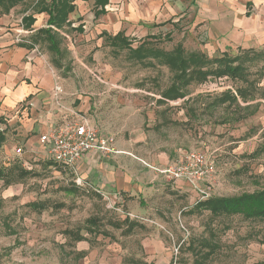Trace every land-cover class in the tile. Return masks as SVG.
Returning a JSON list of instances; mask_svg holds the SVG:
<instances>
[{"label":"rangeland","instance_id":"rangeland-1","mask_svg":"<svg viewBox=\"0 0 264 264\" xmlns=\"http://www.w3.org/2000/svg\"><path fill=\"white\" fill-rule=\"evenodd\" d=\"M92 1H76L80 6L70 15L73 25L62 32L59 65L43 43L22 53L17 47L45 26L46 15L36 14L33 30L22 27V16L35 12L31 0L0 16V264H193L198 254L189 244L197 249L211 230L217 249L202 264L264 263V219L212 217L192 208L207 197L264 188V44L246 62L252 85L245 101L214 103L222 92L235 94L244 86L225 78L193 83L183 99L164 101L161 93L173 71L155 58L136 59L126 49H114L100 35L102 27L109 34L123 29L132 47L145 41L164 51L178 44L186 52L201 51L204 33L185 18L144 24L140 33L133 22L93 19ZM78 25L81 31L72 28ZM44 77L51 82L44 83ZM24 83L35 86L34 106L28 103L35 98H12ZM82 118L112 137L114 147L118 142L115 149L121 152L109 155L115 160L129 157L142 163L148 155L140 148L165 152L164 162L142 163L155 174L142 179V195L109 200L77 187L73 175L58 173L51 162L41 160L27 172L22 168L25 157L17 156L16 149L28 153L26 139L45 131L40 133L38 124L48 129ZM127 146L136 153L123 151ZM189 151H200L215 164V172L196 187L187 182L177 187L152 168L173 166ZM90 217L100 221L93 232L87 228ZM127 221L136 226L125 233Z\"/></svg>","mask_w":264,"mask_h":264},{"label":"crops","instance_id":"crops-1","mask_svg":"<svg viewBox=\"0 0 264 264\" xmlns=\"http://www.w3.org/2000/svg\"><path fill=\"white\" fill-rule=\"evenodd\" d=\"M76 1L75 10L76 7L80 6ZM92 2L94 7V0ZM105 11V14L101 16L112 18V21L117 19L119 24L133 22L138 25L134 27L135 31L140 33H143L144 24L152 26L165 22L170 18H174L175 22L180 21L181 18L188 19L193 27L199 28L204 33L205 39L203 40L204 44L201 47V51L209 55H217L223 52L229 53V55H236L239 50H255L264 44V0H108ZM70 15L69 20L73 25ZM81 16L79 15L78 18ZM104 21L105 19H101L100 22ZM102 29L108 33L106 27H102ZM117 32H123L125 36L128 35L120 28L113 34ZM34 77H36L35 80L39 81L42 78V76ZM222 78L227 79L226 77ZM42 81L47 84L51 82V79L44 77ZM35 92V86L24 83L14 93L12 92V98L20 102L30 95V98L32 100L35 98V100L30 101L28 104L34 106L37 99ZM161 99L163 100V98ZM237 99L241 100L239 97ZM36 126L34 125V128ZM46 126L47 124H38L39 132L47 131L49 128L47 129ZM41 134L37 135V132H34L32 136L26 139V144L29 146L27 154H22L19 149H16L15 154L17 156L23 157L24 155L25 157L21 166L26 172L32 170L41 160L48 163L51 162L53 167L57 168L58 173L68 172L73 175L72 181L77 187H87L109 200H120L123 195L128 197L135 194L142 195L144 192L141 183L142 179L150 176L155 177V174L153 175V172L142 163L156 165L158 162H164L168 158L164 151H161L163 153H156L155 150L148 151L147 148H140L141 152L148 155L145 158L146 161L143 160L142 163L129 157L115 160V155H111V157L108 155V158L105 159V155L97 151H89L83 154L75 170H71L69 167L54 163L46 157L45 149L38 140ZM38 144L40 145L41 153H39ZM122 150L130 154L131 152L136 153L133 147L127 146ZM160 154L164 155V157ZM76 179H80L81 183H76ZM173 182L177 187L187 186L182 181Z\"/></svg>","mask_w":264,"mask_h":264},{"label":"trees","instance_id":"trees-1","mask_svg":"<svg viewBox=\"0 0 264 264\" xmlns=\"http://www.w3.org/2000/svg\"><path fill=\"white\" fill-rule=\"evenodd\" d=\"M25 1L26 0H0V16L7 15L12 8L18 4L25 3ZM75 1L76 0H31L30 7H33L35 12L22 16V27L25 30L31 31L36 20L34 14L41 13L47 16L45 27L37 29L30 35L28 42L20 43L17 47L33 50L36 44L43 43L46 50L52 55L53 63L59 65L62 53V32L65 29H70L72 26L69 15L75 10ZM107 3L108 0H94V18H98L105 14V6ZM72 28L81 31L82 26L78 25ZM100 35L104 37V40L109 45L118 51L126 49L128 53L136 59L155 58L173 71L170 85L161 93V98H163V100L174 101L182 99L185 97V90L189 85L193 83L202 84L209 78L217 79L222 77L240 82L244 84V86H239L236 89V95L229 90L222 92L220 96L214 99V103L223 104L228 102L230 105L234 103L238 104V97L243 101L247 99V86H251L252 81L249 80V71L246 62L253 61L259 52L253 50H239L236 55H229L223 52L218 56L209 57L202 51L186 52L181 44L176 45L171 51L147 47L145 46V41H141L137 46L132 47L131 39L125 36L123 32H117L112 35L106 31H102ZM151 36L154 37L156 35ZM29 97L30 95L27 98ZM3 141L4 137L0 132V144ZM192 208L196 210H206L212 217L220 215H241L243 218L247 219H264V188L251 193H242L235 196L207 197L196 202ZM127 219L126 217L122 222H125ZM86 222L90 232H93L96 225L98 226V223H100L99 219L96 217H90ZM114 226L118 227L119 224L116 223ZM134 226H136L135 222H128L124 232L128 233ZM212 232L211 230L209 239H200L197 249L193 246L191 247L189 244L191 250L195 251L194 254H198L197 257L194 258L193 264H202L211 257L215 249H217V245L210 241L211 238H214V233ZM255 264L264 263L260 262Z\"/></svg>","mask_w":264,"mask_h":264},{"label":"built area","instance_id":"built-area-1","mask_svg":"<svg viewBox=\"0 0 264 264\" xmlns=\"http://www.w3.org/2000/svg\"><path fill=\"white\" fill-rule=\"evenodd\" d=\"M55 89L59 91L58 86ZM38 140L49 160L71 170H75L83 154L89 151H97L103 155L121 152L115 149L112 137L103 135L85 118L79 122L65 123L60 127H50ZM152 168L172 181L187 182L194 187L197 182L215 172L214 161L200 151L185 153L173 166ZM76 183H81L80 179H76Z\"/></svg>","mask_w":264,"mask_h":264}]
</instances>
